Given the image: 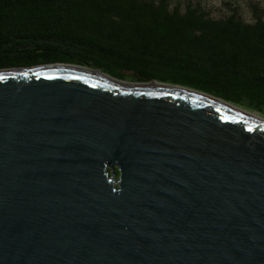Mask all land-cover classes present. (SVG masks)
<instances>
[{"label": "water", "instance_id": "95a60500", "mask_svg": "<svg viewBox=\"0 0 264 264\" xmlns=\"http://www.w3.org/2000/svg\"><path fill=\"white\" fill-rule=\"evenodd\" d=\"M223 104L264 120L74 65L0 70V264H264V123Z\"/></svg>", "mask_w": 264, "mask_h": 264}, {"label": "trees", "instance_id": "16d2710c", "mask_svg": "<svg viewBox=\"0 0 264 264\" xmlns=\"http://www.w3.org/2000/svg\"><path fill=\"white\" fill-rule=\"evenodd\" d=\"M201 0H0V70L74 65L201 92L264 118V12ZM245 9V8H244Z\"/></svg>", "mask_w": 264, "mask_h": 264}, {"label": "rangeland", "instance_id": "374dc122", "mask_svg": "<svg viewBox=\"0 0 264 264\" xmlns=\"http://www.w3.org/2000/svg\"><path fill=\"white\" fill-rule=\"evenodd\" d=\"M207 7H210L212 15L219 16L223 12H227V6L223 4L225 1H231L239 4L242 7V11L245 15H251V10L247 7L249 1L256 2L263 8L264 12V0H201ZM245 8V9H244Z\"/></svg>", "mask_w": 264, "mask_h": 264}, {"label": "bare ground", "instance_id": "6f19581e", "mask_svg": "<svg viewBox=\"0 0 264 264\" xmlns=\"http://www.w3.org/2000/svg\"><path fill=\"white\" fill-rule=\"evenodd\" d=\"M56 68L58 67V68H68V69H78V68H69V67H66V66H55ZM80 70V69H79ZM104 79H106L107 80V78H105V77H103ZM122 85H126V84H122ZM127 86H133V85H127ZM137 86H139V87H150V88H157V87H160L159 85H157V84H143V85H137ZM224 106H227V107H229V108H231V109H233V110H236V111H238V112H240V113H242V114H245V115H247V116H249V117H252V118H254V119H256V120H258V121H260V122H262V123H264V120L263 119H260V118H258L257 116H255V115H250V114H248V113H244V112H242V111H240V110H237V109H235V108H233V107H231V106H228V105H225V104H223Z\"/></svg>", "mask_w": 264, "mask_h": 264}, {"label": "flooded vegetation", "instance_id": "af4514ba", "mask_svg": "<svg viewBox=\"0 0 264 264\" xmlns=\"http://www.w3.org/2000/svg\"><path fill=\"white\" fill-rule=\"evenodd\" d=\"M109 173L111 174V171H109ZM118 176H119V173L117 170H115V180L117 181L118 180Z\"/></svg>", "mask_w": 264, "mask_h": 264}]
</instances>
